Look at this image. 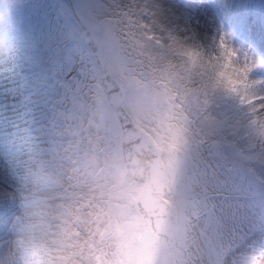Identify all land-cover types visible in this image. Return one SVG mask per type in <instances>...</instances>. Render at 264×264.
I'll return each mask as SVG.
<instances>
[{
	"label": "snow or ice",
	"instance_id": "6c2138e0",
	"mask_svg": "<svg viewBox=\"0 0 264 264\" xmlns=\"http://www.w3.org/2000/svg\"><path fill=\"white\" fill-rule=\"evenodd\" d=\"M229 6L207 5L218 15ZM12 9L23 15L11 16ZM173 12L165 0H10L0 9V47L13 56L26 45L27 70L39 77L12 129L11 157L0 158V264H159L169 238L184 239L177 189L187 129L162 113L155 136L144 132V104L121 75L125 48L143 47L135 35L145 26L139 21L159 23ZM235 23L246 35L264 37V19L242 6ZM214 44L221 70L206 125L216 119L208 109L222 101L233 102L246 120L200 143L222 155L234 138L254 136L251 149L264 151V46L238 51L223 31ZM138 139L157 156L147 169L125 162V146ZM215 174L212 211L224 220L228 210L215 201L228 186V170L218 164ZM193 219L200 217L189 214L188 223ZM80 222L87 224L84 235L73 230Z\"/></svg>",
	"mask_w": 264,
	"mask_h": 264
},
{
	"label": "clouds",
	"instance_id": "9594fccd",
	"mask_svg": "<svg viewBox=\"0 0 264 264\" xmlns=\"http://www.w3.org/2000/svg\"><path fill=\"white\" fill-rule=\"evenodd\" d=\"M220 3L221 0H211ZM10 0H0V9H8ZM16 14L12 9L11 16ZM145 25L138 27L135 35L143 47H126V69L121 73L130 77L133 82L132 94L145 107L142 121L144 132L155 136L157 114L170 113L171 118L187 129L189 144L197 143L206 130L207 101L215 99L213 84L218 79L221 70L214 53L218 49L214 42L205 43L200 40L197 25L191 14L174 11L169 17L159 23L151 19L139 21ZM5 31L3 21H0V33ZM151 35L152 39L147 37ZM245 43L253 48L264 46V37H246ZM10 54L0 47V58ZM144 85L149 86L150 95H145ZM233 103V102H230ZM226 105L214 103L208 111L219 115ZM140 140L125 146L126 164L130 169H147L157 158L149 147H138ZM185 152H181L183 159ZM87 224L80 222L73 225L74 231L81 235L86 233ZM159 264H196L192 260L187 242L184 239L169 238V247L159 258ZM249 264H264V254L252 258Z\"/></svg>",
	"mask_w": 264,
	"mask_h": 264
},
{
	"label": "bare ground",
	"instance_id": "6f19581e",
	"mask_svg": "<svg viewBox=\"0 0 264 264\" xmlns=\"http://www.w3.org/2000/svg\"><path fill=\"white\" fill-rule=\"evenodd\" d=\"M175 1L176 0H165V2L171 7L174 5L173 3ZM256 1L258 0H221L220 3L213 4L223 5L225 3H228L230 6L227 9L221 11L218 15L215 7L211 9L207 7V5L210 3V0H204L201 5V8L203 9H200L198 11V14H196L197 18L196 16L194 17V22L197 25V32L200 40L205 43H212L214 42V38L216 37L217 33L223 31L228 37L229 43L233 47H235L238 51H247L248 49L246 47L245 40L244 42L231 40L229 32L222 26L221 19L223 15H226L230 11H234V13H237V10L241 6H255L254 3ZM261 2H264V0H259L257 2V4L259 5V11H257L256 13L259 14L264 11V3L261 4ZM19 49L23 52H19V54L15 53V55L12 56V58H15V68H12V66H2L0 68V92L3 89L7 88L6 86L8 85V83H10L12 77H14L15 81L16 75L19 74L18 70L21 68L22 64L17 63L16 61L26 60V58L30 56L26 45H21ZM4 59H6L7 61L11 60L9 56L7 58H0V61ZM31 62L27 64L25 63L27 68L28 65L31 64ZM30 73L34 74L32 71H30ZM27 80L31 82V84L30 86L25 87L21 90L20 95H22L25 103L23 105H17V113L13 114L12 116H8V109H0V158L11 157V154L13 152V142L11 134L12 129L17 123L18 119L25 113V110L30 106L32 102L30 94L34 91V87L35 89L39 87V77L37 74L33 79H30L28 77ZM26 103H28V105L27 107H24ZM222 103L226 105L224 110L219 115H215L216 119L210 121L206 125L205 134L203 135L206 139L208 135L213 131L226 129L228 127L241 129L244 125L246 117L243 114V111L239 109L234 103H230L229 101H222ZM3 110L6 111L2 113ZM247 138L248 140L246 141H244L245 138H243L242 136L234 138V140L232 141L234 146L227 148L226 152L222 155L217 154L214 150H211V152L217 155L216 158L224 166H226L227 168H234L238 178L243 179V182L240 183V187L235 188V190L233 191H248L258 196L260 195L261 200H264V185L257 183L256 185H254V187H252L248 182L249 174H251L253 182H264V151L259 150L258 153H255L256 155L251 153L250 157H247L249 154H246L243 152V150L240 151L238 149V143L240 142H242L241 148H243L246 143L251 142L252 140V143H255L256 138L254 136H248ZM245 203L249 208H255V200H249ZM205 209L211 212L208 207H206ZM210 216L213 217V220L210 219L208 223L214 233L212 234V237L214 240H219L221 237V225L219 221L220 219L218 217H214V215ZM247 219L248 221H246L247 223L245 225L241 224L242 233L239 235V237H236L232 241L231 247L229 249L221 253L222 261L224 264H249L252 258L264 254V241H261V239L259 238L261 229L262 227H264V205H262L260 210H255L254 216L252 218L251 214H248ZM204 220H206V218H204ZM225 220L233 225L236 219L233 217L232 213L227 212ZM257 227L259 229H257ZM250 233L251 235H249ZM253 233L256 234V238H252Z\"/></svg>",
	"mask_w": 264,
	"mask_h": 264
},
{
	"label": "rangeland",
	"instance_id": "374dc122",
	"mask_svg": "<svg viewBox=\"0 0 264 264\" xmlns=\"http://www.w3.org/2000/svg\"><path fill=\"white\" fill-rule=\"evenodd\" d=\"M30 2H32V0H30ZM35 2L38 3L39 0H35ZM173 4L175 5L172 6L173 11H183L185 14H191L193 18L198 14L197 9L191 6L190 3L176 0ZM19 15H23V12L15 14V16ZM19 52L23 51L18 49L16 54H19ZM10 58L12 63L4 59L0 61V68L2 66H12V68H15V58H12V56H10ZM31 58L32 57L29 56L26 60L16 61L17 63L22 64L21 68L18 70L19 74L16 75L15 81L14 77H12L10 83L6 86L7 88L0 92L1 110L8 109V116L16 114L17 105L24 102L22 100V95L20 94L23 88L28 87L31 84V82L27 80L28 77L30 79L36 77L35 73L32 74L30 73V70H27L26 64L32 61ZM27 105L28 103H26L24 107H27ZM5 111L6 110H3L2 113ZM203 139L206 138L202 136L197 143L190 144L182 159L179 170L177 202L179 205V211L183 216L181 228L184 240L187 242V246L190 250L191 258L196 264H224L221 253L229 249L232 241L236 237H239L242 233L241 224L245 225L247 223L248 214H251V218L254 216L256 207L259 205L257 204L255 208H249L244 201L235 203L224 200L215 201L218 205L223 204L228 210V213L233 214V217L236 219L233 225L228 223L225 218L224 220H221L218 215L212 211L213 196L211 189L219 182L218 177L215 174V169L218 164L222 163L216 158L217 155L211 152L208 144L201 145L200 141ZM240 144L241 143H238L239 150H241ZM227 170L229 181L233 183L235 188H238L242 181L238 178L235 169L227 168ZM206 207H208L211 212L207 211V209H205ZM189 214H192L193 216L199 215L200 219H193L191 224H189ZM210 215H214V217L220 219L221 237L219 240H214L212 237V234L214 233L210 225H208L209 220H213V217ZM204 218H206V220H204Z\"/></svg>",
	"mask_w": 264,
	"mask_h": 264
}]
</instances>
